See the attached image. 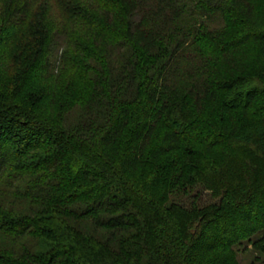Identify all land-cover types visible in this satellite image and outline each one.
<instances>
[{"label":"trees","instance_id":"1","mask_svg":"<svg viewBox=\"0 0 264 264\" xmlns=\"http://www.w3.org/2000/svg\"><path fill=\"white\" fill-rule=\"evenodd\" d=\"M259 1L0 0V264H264Z\"/></svg>","mask_w":264,"mask_h":264},{"label":"rangeland","instance_id":"2","mask_svg":"<svg viewBox=\"0 0 264 264\" xmlns=\"http://www.w3.org/2000/svg\"><path fill=\"white\" fill-rule=\"evenodd\" d=\"M259 5L261 7H264V0H260L259 1ZM50 6H51V9H50ZM60 4L59 2H54V3H49L47 5H45V7L39 9L38 11H43L44 9V12L46 13L48 10V13L46 14L47 16L44 17L45 19V24H47L48 26L49 25H52L53 23H57L58 20H61V10H60ZM49 8V9H48ZM195 192V191H194ZM194 194V193H193ZM192 195V194H191ZM191 197L190 195H180L178 197V200H184V201H187L189 200ZM204 198L205 199H210V200H213L212 197L207 193L205 192L204 193ZM250 249V248H249ZM257 254V253H256ZM252 255V256H251ZM255 255V253L251 254V251H247V252H241L240 253V258L243 259L244 261H249L253 256Z\"/></svg>","mask_w":264,"mask_h":264}]
</instances>
